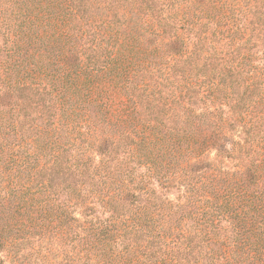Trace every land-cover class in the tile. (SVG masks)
<instances>
[{"label": "trees", "instance_id": "trees-1", "mask_svg": "<svg viewBox=\"0 0 264 264\" xmlns=\"http://www.w3.org/2000/svg\"><path fill=\"white\" fill-rule=\"evenodd\" d=\"M0 264H264V0H0Z\"/></svg>", "mask_w": 264, "mask_h": 264}]
</instances>
